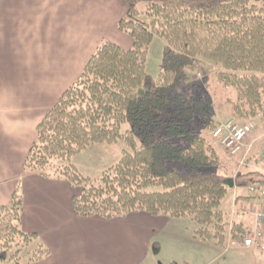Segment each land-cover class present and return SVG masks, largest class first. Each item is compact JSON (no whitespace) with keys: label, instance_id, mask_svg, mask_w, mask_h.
<instances>
[{"label":"trees","instance_id":"1","mask_svg":"<svg viewBox=\"0 0 264 264\" xmlns=\"http://www.w3.org/2000/svg\"><path fill=\"white\" fill-rule=\"evenodd\" d=\"M126 2L127 14L118 27L133 39L132 46L111 40L98 46L38 124L25 172L67 180L75 189L72 205L79 217L113 219L146 212L190 218L197 225L193 238L225 247L228 238L241 239L249 229L221 209L231 184L262 187L264 171L247 165L233 179L227 157L211 139L217 126L213 96L175 90L187 69L213 62L220 66L213 75L234 89L228 99L232 118L248 122L261 116L264 122V0ZM140 2L146 3L149 22L137 19ZM156 36L166 45L152 90L147 62ZM127 122L132 126L124 131ZM120 140L128 148L97 179L83 175L72 161L92 145ZM174 161L191 171L171 167ZM23 207L18 188L9 204L0 205V264L35 262L50 253L42 242L24 253L39 237L22 228Z\"/></svg>","mask_w":264,"mask_h":264},{"label":"crops","instance_id":"2","mask_svg":"<svg viewBox=\"0 0 264 264\" xmlns=\"http://www.w3.org/2000/svg\"><path fill=\"white\" fill-rule=\"evenodd\" d=\"M127 10L126 0H0V205L9 204L18 188L24 200L22 228L37 233L50 249L46 258L21 264H144L154 236L173 219L146 212L79 217L72 205L75 189L67 180L24 169L38 124L98 46L106 39L132 46L133 39L118 27ZM227 162L231 171L237 169L232 157ZM241 187L231 184L230 220L250 228L251 213L236 207L247 197ZM238 241L228 238L223 255ZM246 250L264 264L263 249Z\"/></svg>","mask_w":264,"mask_h":264},{"label":"rangeland","instance_id":"3","mask_svg":"<svg viewBox=\"0 0 264 264\" xmlns=\"http://www.w3.org/2000/svg\"><path fill=\"white\" fill-rule=\"evenodd\" d=\"M138 6L141 13L137 19L142 22H149L151 18L144 12L146 9V3L140 2ZM165 45L166 40L160 36H156L150 46L147 71L152 78V90L156 87L159 79ZM217 68H220V66L213 62H207L205 68H198L195 71L187 69L184 81L182 85L175 90V93L206 96V94H208L207 92H209L215 101V117L218 124L223 120H227L230 117L232 118L228 105V99L234 97L235 95L232 87L228 88L224 86L217 80L216 75H213L214 70ZM249 121H254L256 129L253 130L252 134L245 140L246 145L238 156H231L223 149L219 140L211 137V139L216 142L220 150H222L225 157H227V160L229 156H231L234 160V164H236L237 169L235 171H231L233 173V179L236 178L237 174L244 167L247 165L250 166L248 162L254 169L259 168V165L263 164V168L260 170L264 171V163L254 161L255 158L258 157V160L261 159L264 162V155L262 151L264 122L262 121L261 116ZM131 126L132 123L127 122L123 125V130L125 131L129 129ZM137 140L139 146L141 143L140 136ZM249 143H252L251 147ZM127 148L128 146L122 140L114 143H100L90 149L86 148L81 153L74 156L72 161L78 166L83 175L90 176L92 179H97L101 176L103 170L120 160L119 158H121L123 150ZM242 159H245L244 164H241L240 162ZM57 163L60 164L61 162ZM169 165L171 167L177 166L183 171H191L189 167L176 161L169 162ZM238 186H242L240 193L247 197L238 203L236 206L237 208H245L246 211L250 213L260 209L262 204L264 206V195L261 192L251 194L249 191L250 183H246L244 185L238 184ZM151 189L162 190V187H155ZM231 198L232 193H229L221 206V209L229 215ZM196 226V223H194L190 218H173L169 223H167V225H163L162 229L154 236L151 252L144 264H262L261 258L248 252L239 245H237L238 247H232L228 253L223 255L222 250L224 247H218L214 242H207L206 244L202 242L204 246L202 243L199 244L200 246L193 244V242L190 241L193 238V231ZM40 242V239H36L31 244L29 249L24 250V253L28 250H34L37 248ZM218 252H221L222 254H218ZM24 259H26V257ZM23 262H25V260Z\"/></svg>","mask_w":264,"mask_h":264},{"label":"built area","instance_id":"4","mask_svg":"<svg viewBox=\"0 0 264 264\" xmlns=\"http://www.w3.org/2000/svg\"><path fill=\"white\" fill-rule=\"evenodd\" d=\"M254 121L240 122L236 118H229L219 122L212 132L214 139L220 141L223 149L231 156H238L246 145L245 140L255 130ZM250 147L252 143H249ZM262 151L264 155V138L262 140ZM241 164L245 163L242 159ZM249 191L251 194L261 192L264 195V186L250 185ZM245 210L241 209V212ZM255 223L252 228L245 231L243 237L239 239L238 244L244 248L263 249L264 250V209H258L252 212Z\"/></svg>","mask_w":264,"mask_h":264}]
</instances>
